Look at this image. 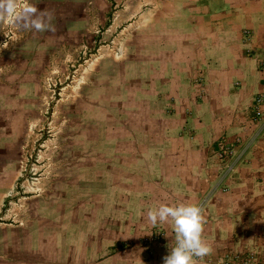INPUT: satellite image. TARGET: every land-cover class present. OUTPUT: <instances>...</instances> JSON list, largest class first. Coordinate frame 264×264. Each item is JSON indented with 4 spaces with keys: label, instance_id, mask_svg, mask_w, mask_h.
Here are the masks:
<instances>
[{
    "label": "rangeland",
    "instance_id": "374dc122",
    "mask_svg": "<svg viewBox=\"0 0 264 264\" xmlns=\"http://www.w3.org/2000/svg\"><path fill=\"white\" fill-rule=\"evenodd\" d=\"M28 2L55 30L0 23V45L5 31L20 37L0 47V264L163 260L172 224L146 217L185 192L165 168L188 160L178 150L194 134L184 116L202 96L200 65L181 93L161 89L190 67L178 56H200L191 0ZM236 154L225 142L214 152L227 169Z\"/></svg>",
    "mask_w": 264,
    "mask_h": 264
},
{
    "label": "crops",
    "instance_id": "0c3cea01",
    "mask_svg": "<svg viewBox=\"0 0 264 264\" xmlns=\"http://www.w3.org/2000/svg\"><path fill=\"white\" fill-rule=\"evenodd\" d=\"M198 2L191 0L186 6L185 19L195 27L193 43L199 45L200 56H178L183 64L189 63L185 71H190L175 79L170 75L161 91L181 93L186 86L183 78L193 74V65H200L201 82L191 83L202 96L184 116L194 134L190 145L178 151L188 160L184 166L173 165L168 157L165 172L170 174V188L185 190L179 204L198 205L205 217L202 239L212 252L194 258L196 264H216L222 256L246 252L254 256L255 264H264V0ZM196 19L199 25L194 24ZM186 96L174 99L176 113L190 102ZM220 142L234 144L239 156L229 169L215 160ZM168 229V237H174L173 227ZM163 254L128 264H163Z\"/></svg>",
    "mask_w": 264,
    "mask_h": 264
},
{
    "label": "clouds",
    "instance_id": "9594fccd",
    "mask_svg": "<svg viewBox=\"0 0 264 264\" xmlns=\"http://www.w3.org/2000/svg\"><path fill=\"white\" fill-rule=\"evenodd\" d=\"M52 19L51 11L38 10L28 0H0V23L7 22L17 31H54ZM4 35L8 39L0 47L6 48L9 40L16 42L20 39L19 35H12L8 31ZM146 218L153 226L172 224L175 246L163 257V264H196L194 258H203L212 252L211 245L202 239L206 220L200 206L161 204L157 208L149 209Z\"/></svg>",
    "mask_w": 264,
    "mask_h": 264
},
{
    "label": "built area",
    "instance_id": "2783aa9c",
    "mask_svg": "<svg viewBox=\"0 0 264 264\" xmlns=\"http://www.w3.org/2000/svg\"><path fill=\"white\" fill-rule=\"evenodd\" d=\"M243 34L245 37H247L248 35L246 31H243ZM254 102H255L254 110L257 111V106L261 102V96L260 95L256 96ZM216 264H255V262L252 254L243 255V256L231 254L225 256L223 260L222 259L217 260Z\"/></svg>",
    "mask_w": 264,
    "mask_h": 264
}]
</instances>
